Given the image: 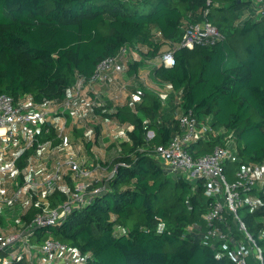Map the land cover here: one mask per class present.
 Listing matches in <instances>:
<instances>
[{"label":"trees","instance_id":"obj_1","mask_svg":"<svg viewBox=\"0 0 264 264\" xmlns=\"http://www.w3.org/2000/svg\"><path fill=\"white\" fill-rule=\"evenodd\" d=\"M251 10L252 0H0V93L14 99L28 94L39 104L62 101L79 76L88 80L100 60L126 52L119 78L129 83L125 99L113 101L110 86L96 83L100 103L79 119L81 128H72L88 151L98 140L82 137L87 118L124 129L123 139L116 134V156L105 162L112 174L99 181L105 190L61 223L36 229L32 245L47 237L61 240L88 252V264H236L219 254L217 243L200 241L210 200L202 179L166 172L154 147L179 131V108L199 121L210 116L219 130L187 146L193 158L227 145L232 133L238 161L224 164L228 179L239 164L264 160V19L243 18ZM204 18L224 40L180 47L183 23ZM163 45L174 49L170 67L155 61ZM167 84L173 91L162 104L158 92ZM136 89L142 93L132 98ZM38 136L54 146L63 142L52 127ZM33 151L20 157L19 168ZM65 181L72 185L69 177ZM58 195L67 199L62 191L53 198ZM262 201L239 213L264 250V195ZM35 212L21 217L28 221ZM248 263L260 264L251 256Z\"/></svg>","mask_w":264,"mask_h":264},{"label":"built area","instance_id":"obj_2","mask_svg":"<svg viewBox=\"0 0 264 264\" xmlns=\"http://www.w3.org/2000/svg\"><path fill=\"white\" fill-rule=\"evenodd\" d=\"M252 12L254 14L249 16ZM249 13L243 17L264 19V0H252V11ZM181 28L180 47L214 45L225 38L205 18L186 21ZM173 52L174 49L169 46L160 50L155 57L156 64L172 66ZM131 53L133 57H138L135 51ZM125 55L123 49L116 56L100 60L93 75L88 80L79 76L65 99L59 102L39 104L28 94L14 99L7 93H0V206L15 209L8 215H19L18 223L10 230L0 229V252L5 253L4 256L0 255V264L22 260L29 264H88V252L82 253L75 246L52 237L34 246L30 239L39 227L61 223L73 210L92 202L105 190V185H100L99 181L103 177L108 178L113 170L107 175H98L94 170L86 169L89 156L73 149L76 143L67 136L68 127L82 126L79 119L86 117L92 106L100 103L96 83L110 86L109 98L113 101L125 99L129 83L119 79L125 66ZM164 87L168 92L173 91L169 84ZM164 89L158 92L162 104L168 97ZM141 93V89H136L132 98ZM176 119L179 131L165 145H157L154 150L166 172L180 173L191 181L202 179L204 193L210 200L202 215L208 227L200 241L209 245L217 243L219 254L227 256L236 264H249L250 256L262 264L264 250L247 230L239 210L243 207L254 210L263 205L264 160L239 164L230 180L224 164L238 161L232 133L226 135L225 139L230 138L227 145L215 147L212 152L193 158L187 146L207 139L209 134L216 135L219 130L213 128L210 116L199 121L191 110L185 112L177 108ZM94 120L99 122L98 119ZM50 127L54 129L56 137L63 141L60 146H54L50 138L37 137L42 130L48 133ZM152 135L151 131L147 133L149 138ZM32 148L34 151L19 168L20 157ZM93 157L98 156L95 154ZM66 177H69L71 186L65 181ZM59 191L67 194L66 200H61L59 195L53 198ZM32 208L36 210L35 214L28 221L21 220L20 216ZM228 215L235 226L229 223ZM193 227L195 225L191 224L188 230ZM236 232L241 236L237 237ZM260 236L264 237V222Z\"/></svg>","mask_w":264,"mask_h":264},{"label":"rangeland","instance_id":"obj_3","mask_svg":"<svg viewBox=\"0 0 264 264\" xmlns=\"http://www.w3.org/2000/svg\"><path fill=\"white\" fill-rule=\"evenodd\" d=\"M164 48H166V45H163L160 49H164ZM164 93L167 94L168 90L164 89ZM86 123H88V126H85V128L83 129L82 137H84V139L86 140L96 139V138L98 140L97 142L95 140L96 143L95 142L92 143V147L89 151L83 145L81 138H79L81 135L76 136L75 131L74 130L72 131L73 126H70V128L68 127L67 136L71 138L72 141L74 140L75 142L76 141L78 142L77 145L73 147V149L76 152L79 151V152H82V154L84 153L85 155L89 156L87 157L88 162L85 165L86 169L90 171L94 170L98 175L100 174L107 175L108 169H110V167H107L105 165V162L110 161L113 157H115L116 152H117L116 134L118 130H117L116 123L113 121H101V120L99 122H97V120L92 121L91 118H87ZM96 124L101 126V129L98 132H96L94 129V126H96ZM79 128H81V126ZM75 138H77V140H75ZM95 154L98 157H100L99 158L100 161L94 159L93 156ZM97 165L100 168L97 167ZM116 228L118 232L122 231L121 226L117 225Z\"/></svg>","mask_w":264,"mask_h":264},{"label":"crops","instance_id":"obj_4","mask_svg":"<svg viewBox=\"0 0 264 264\" xmlns=\"http://www.w3.org/2000/svg\"><path fill=\"white\" fill-rule=\"evenodd\" d=\"M252 11V10H251ZM247 13H249V12H247ZM246 13V14H247ZM246 14H244V15H246ZM254 13L252 12V13H249L248 15L250 16V15H253ZM171 93V91H169L168 92V95L167 96H169V94ZM168 98V97H167ZM70 124H71V121H70ZM118 124L116 123V126H117ZM100 128H101V126H100ZM120 127H118L117 126V134L118 135H120V139H123L124 138V132L122 131H120ZM122 134V135H121ZM100 157H94V159H96V160H98V161H100V159H99ZM107 158V157H106ZM46 164H48L47 162H46ZM17 207V209H18V206H16ZM4 211H6L5 212V214H3L4 213ZM9 211H12V212H9ZM13 212H15V209L13 208L12 210H9L8 209V207H6V206H4V205H2V206H0V213H1V216H0V229L1 230H5V231H8V230H10L15 224H17L18 223V220H19V215L18 214H14V215H8V214H10V213H13ZM3 214V215H2ZM20 218H21V220H23V218L20 216Z\"/></svg>","mask_w":264,"mask_h":264}]
</instances>
